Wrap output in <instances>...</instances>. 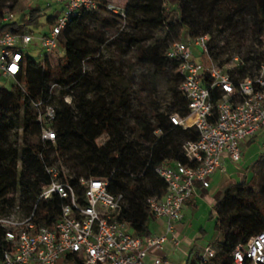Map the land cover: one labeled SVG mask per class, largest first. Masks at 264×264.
Here are the masks:
<instances>
[{
  "label": "trees",
  "instance_id": "1",
  "mask_svg": "<svg viewBox=\"0 0 264 264\" xmlns=\"http://www.w3.org/2000/svg\"><path fill=\"white\" fill-rule=\"evenodd\" d=\"M95 1L97 9L80 11L62 30L63 54L55 64L49 55L36 61L24 53L10 87L0 86V216L13 212L25 216L34 210L35 220L52 226L63 200L56 193L49 199H38V195L39 182L51 181L46 168L54 166L58 177L68 180L79 198L81 177L110 176L108 191L123 195L121 219L134 235L149 236L147 199L165 191L154 168L164 161L186 163L183 145L198 137L194 127L184 129L170 122L171 114L185 116L188 108L179 90V61L167 58L166 48L184 35L208 34L210 55L216 62L231 58L232 54L221 57L229 46L241 59L239 75L252 74L262 62L264 0H177L170 8L166 0H124V19L106 8L116 0ZM16 2L0 0V18L4 6L9 4L14 10ZM44 10L32 8L25 20L36 23ZM55 17L47 15V23L51 25ZM181 28L185 34L179 33ZM7 29L21 31L13 20L0 22V32ZM159 30L173 38L168 45L156 38ZM224 32L225 42L219 44L216 37ZM127 52L134 55L127 57ZM162 79L168 88L165 105L158 89ZM52 83L63 89L56 93L50 88ZM65 93L73 96L71 105L63 101ZM212 96L216 100L218 91L213 90ZM38 101L55 107L50 123L53 142L41 140L42 123L33 108ZM101 123H106L105 142L86 141ZM18 129L19 140L14 142L11 135ZM56 159L68 165L69 173L60 172ZM262 160L264 152H259L252 167ZM255 182L256 174H243L224 188L215 203L219 236L214 241V260L228 262L240 241L264 230V182L258 190ZM4 232L0 225V262L12 250ZM65 257L81 264L73 254ZM185 264L196 263L188 259Z\"/></svg>",
  "mask_w": 264,
  "mask_h": 264
},
{
  "label": "built area",
  "instance_id": "2",
  "mask_svg": "<svg viewBox=\"0 0 264 264\" xmlns=\"http://www.w3.org/2000/svg\"><path fill=\"white\" fill-rule=\"evenodd\" d=\"M59 1L62 10L43 34L12 29L0 32L1 78L14 79L20 72L26 46L39 47L44 51L42 57L62 55L60 35L68 22L82 10L98 8L95 0ZM106 8L125 18L124 0L109 2ZM13 18L14 11L6 4L0 22ZM261 40L262 62L245 76L239 75L242 62L237 55L222 64L211 57L208 34L184 35L166 48V57L179 61V90L188 108L185 116L171 114L170 122L184 129L194 127L198 132L195 140H187L183 145L186 163L164 161L154 168L165 183V191L147 199L148 212L151 221L166 219V233L138 236L131 232L128 223L121 219L123 195L107 189L110 176L81 177L83 192L79 198L74 186L60 179L57 169L50 166L46 171L51 181L39 182L38 199L58 194L63 200L58 219L52 226L41 224L34 219V210L25 216L15 212L0 216L5 239L12 243V250L4 253L0 264H55L60 256L69 254L77 256L81 264H168L159 256L149 261L150 250L161 248L169 240L178 245L174 223L182 219V207L194 193L195 184L208 186L209 177L223 169L225 156L239 162L243 142L264 137V36ZM50 88L56 93L63 89L56 83ZM213 90L218 91L216 100ZM62 99L69 105L73 103L69 93L63 94ZM33 108L42 123L41 140L53 142L55 133L50 123L55 107L38 101ZM261 147L264 148V138ZM214 241L203 247L196 264H264V230L240 241L229 253L228 262L214 260Z\"/></svg>",
  "mask_w": 264,
  "mask_h": 264
},
{
  "label": "crops",
  "instance_id": "3",
  "mask_svg": "<svg viewBox=\"0 0 264 264\" xmlns=\"http://www.w3.org/2000/svg\"><path fill=\"white\" fill-rule=\"evenodd\" d=\"M53 3L58 4L59 11L62 10V4L59 0H50L47 6L52 7ZM253 139L254 137H251L249 140L246 139L242 144V158L239 161L240 165L243 166L242 168L233 164L234 162L225 156L222 161L223 169L215 171L209 177L208 186L204 187L200 182L195 184L194 193L182 207V219L174 223L177 239L179 241L178 245L175 246L173 241L169 240L161 248L151 249L148 257L149 261L153 256H159L168 264H179L182 259H184L182 264H185L188 259L194 260V262L197 263L200 251L208 242L204 240V236H202L201 239V236H197L192 232L194 228L193 220L195 218H204L207 212L215 216L213 207L222 197L224 188L238 181L243 174H246L245 172L250 171L247 167L252 166L259 151L264 149L257 146ZM243 168L245 170H243ZM185 207L192 210V218L189 219L183 214V208ZM150 229L151 234L159 235L166 233V219L158 218L151 221ZM167 235L171 238L170 234ZM195 252H198V256L194 255Z\"/></svg>",
  "mask_w": 264,
  "mask_h": 264
},
{
  "label": "rangeland",
  "instance_id": "4",
  "mask_svg": "<svg viewBox=\"0 0 264 264\" xmlns=\"http://www.w3.org/2000/svg\"><path fill=\"white\" fill-rule=\"evenodd\" d=\"M118 1V0H116ZM122 2V0H119ZM177 0H166V4L165 6L167 8L173 7L175 5ZM50 2V0H17L15 7H14V18L13 21H15L20 27L21 30L24 32H28V33H33L35 35H39V34H43L44 32L48 31L50 25L47 23L46 21V17L49 14H59V6L56 3L52 4V7H47V3ZM32 8H41V9H45L43 12V14L41 16H39L38 20L36 23L33 22H28L27 20H25L28 12L32 9ZM180 34H185L186 33V29L185 28H181L179 30ZM216 33V32H215ZM227 32H224L223 34L218 35L216 38L218 39L219 44H221L223 41L225 42L226 39V34ZM156 38L161 39L165 45H168L173 38L170 37V35L168 36L166 34V32L164 30H159L156 33ZM242 52V50H241ZM24 53L25 55L29 56L30 58L36 60V61H40L43 59V57L41 56L42 54H44V51L41 50L39 47L30 45V46H26L24 47ZM236 53L237 50H235L234 48H231L228 46V49L226 51V53H223L221 57H227L228 55H237ZM133 52H127V57H131L133 56ZM239 55V54H238ZM231 56V57H232ZM240 56V55H239ZM57 58L58 55L56 54H49V60L52 64H55L57 62ZM174 75V74H172ZM12 80L8 79V78H0V86H4V87H10ZM158 89H159V93H160V98L162 103L165 105L167 104L168 101V88H167V83L164 79L160 80L158 82ZM105 126L106 123H101L99 124L97 127H95L86 137V141H88L89 139H93L97 145H101L105 142L106 140V134H105ZM19 132L14 133L13 135H11V140L12 141H18L19 138L17 137V134L20 133V129H18ZM262 135L257 136L256 138H254V143L261 147V143H262ZM251 138H248L247 140H249ZM259 152H264V149L260 150ZM55 163L57 164L58 168L60 169V172L63 174H67L69 173V167L67 164H65L61 159H56ZM233 164L238 165L240 168H242L243 166L240 165L239 162H234ZM247 169H250V171L245 172L248 175H251V173L256 174V182H255V189H259L262 182H264V160L260 161L259 163L255 164L253 167H247ZM243 170H245L243 168ZM223 195V194H222ZM185 204V203H184ZM183 214H185L189 219L192 218V210L190 208H183ZM214 215L212 214V216L209 215V213L207 212L205 217L202 219H198L195 218L193 220V233L196 234L197 236H204V240L209 242L214 241L218 236H219V231L218 229L215 227V219H214ZM202 226V228H201ZM200 239V238H199ZM185 258V257H184ZM184 259H182V261H180L179 264H182ZM55 264H76V260L73 259H67L65 256H60L57 261L55 262Z\"/></svg>",
  "mask_w": 264,
  "mask_h": 264
},
{
  "label": "bare ground",
  "instance_id": "5",
  "mask_svg": "<svg viewBox=\"0 0 264 264\" xmlns=\"http://www.w3.org/2000/svg\"><path fill=\"white\" fill-rule=\"evenodd\" d=\"M191 119V118H190Z\"/></svg>",
  "mask_w": 264,
  "mask_h": 264
}]
</instances>
